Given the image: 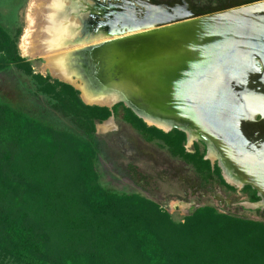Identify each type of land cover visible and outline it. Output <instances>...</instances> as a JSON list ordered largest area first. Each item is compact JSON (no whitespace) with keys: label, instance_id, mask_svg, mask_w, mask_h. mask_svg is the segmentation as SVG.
I'll return each instance as SVG.
<instances>
[{"label":"trees","instance_id":"16d2710c","mask_svg":"<svg viewBox=\"0 0 264 264\" xmlns=\"http://www.w3.org/2000/svg\"><path fill=\"white\" fill-rule=\"evenodd\" d=\"M21 35L0 17V73L16 68L31 76L81 135L0 98V264H264L263 222L213 206L175 222L140 194L104 188L96 127L122 113L145 143L190 166L204 189L217 183L236 192L205 159L206 149L195 144L194 153L187 151L184 132L149 127L123 104L88 106L74 87L34 75L20 55ZM243 192L249 203L261 201L251 187Z\"/></svg>","mask_w":264,"mask_h":264},{"label":"water","instance_id":"95a60500","mask_svg":"<svg viewBox=\"0 0 264 264\" xmlns=\"http://www.w3.org/2000/svg\"><path fill=\"white\" fill-rule=\"evenodd\" d=\"M145 4L146 11L115 6L123 12L117 22L132 33L66 55L69 75L82 80L89 96L111 103L85 104H123L145 123L168 126L149 127L179 130L188 142L194 132L207 147L205 159L221 169L226 183L235 186L228 174L237 188L251 184L264 204V179L256 173H264V153L242 134L249 118L264 117L250 102H264V1L191 19L179 9ZM170 122H182L184 130Z\"/></svg>","mask_w":264,"mask_h":264},{"label":"rangeland","instance_id":"374dc122","mask_svg":"<svg viewBox=\"0 0 264 264\" xmlns=\"http://www.w3.org/2000/svg\"><path fill=\"white\" fill-rule=\"evenodd\" d=\"M143 1L168 7L171 11L179 9L184 15H190V19L246 6L244 0ZM32 2L33 0H0V17L3 24L15 35L22 30L19 51L22 39L29 28L27 15ZM115 6H122L121 1L47 0L36 18V34L40 35V40L43 41V45L42 41L39 44L47 55L57 56L71 53L95 42L132 33L134 31L132 27L124 28L118 25L115 29L112 26L113 22L102 16L105 12L111 14L110 9ZM91 16H94V24H99L97 28L94 27V33H90L92 31L88 28ZM61 29H65L64 32H61ZM63 40L65 41L62 42ZM20 55L30 63L34 75L49 78L52 83L58 81L69 85L51 74L49 69L51 66L46 59L39 57L27 59L21 51ZM66 67L55 69L56 74L73 80L75 87H83L82 80L69 75L68 66ZM0 98L57 129L81 135L68 119L54 111L55 102L41 93L33 78L16 68L0 73ZM80 98L83 101L81 93ZM96 131L100 149L97 169L104 188L119 193L140 194L158 204L175 222H183L193 211L201 207L213 206L221 213L264 223V204L249 203L248 194L236 186H233L236 192L226 191L217 183L213 185L214 187L204 189L190 166L173 159L166 150L157 145L145 143L123 121L122 113L97 125ZM195 144H199L201 150L205 151L206 147H203V144L191 138L186 146L187 151L194 153Z\"/></svg>","mask_w":264,"mask_h":264},{"label":"bare ground","instance_id":"6f19581e","mask_svg":"<svg viewBox=\"0 0 264 264\" xmlns=\"http://www.w3.org/2000/svg\"><path fill=\"white\" fill-rule=\"evenodd\" d=\"M47 0H33V2L31 3L30 5V8H29V12H28V15H27V23H28V31L26 33V35L24 36V38L22 39V42H21V45H20V51L22 53V55L27 58V59H35L37 57L39 58H43V59H46L47 62L50 63V66L51 68L50 71H51V74L58 78L59 80L63 81V82H66V83H69L71 85H74L72 83V81L66 79V77H59L57 74H56V70L55 69H66V53L65 54H60V55H47L45 53V49L41 46L43 45V41L42 39L40 40V35L37 36L36 34V30H37V26H36V18L38 13L40 12L41 10V7L44 5V3L46 2ZM122 4H123V9L126 10V11H130L131 7L133 6H137V5H140L142 6V8L146 11L147 9H149L150 7L147 6V4H145V2L143 0H121ZM151 13H158L160 11L158 10H152L150 9ZM114 13V12H113ZM117 13H114V17L117 16L118 20H120L122 18L121 14L123 13H120V14H117ZM114 26L115 24H120L119 21L117 22V19L115 17V24L112 23ZM121 25V24H120ZM95 26L94 24V19L91 17L89 19V24H88V28L90 29V33H94L93 30H95V28H93ZM93 28V30H91ZM65 29H61L60 31L64 32ZM66 33V32H65ZM66 38V37H65ZM60 39V38H59ZM40 40V41H39ZM42 41V42H41ZM65 40H63L62 42H64ZM41 42V45L39 44ZM100 42V41H99ZM96 43V42H95ZM49 67V66H48ZM66 72V71H65ZM73 74V73H72ZM71 74V75H72ZM75 87V85H74ZM77 88L80 93L82 94V99L85 103L87 104H93V105H107V106H110L111 103L108 102V100H106V97H92V96H89V92L87 90V88L85 86L83 87H75ZM94 94H101L99 92L94 91ZM254 105V103H253ZM146 123L149 125H153V126H157V127H160V128H163V129H167L168 126H164L162 124H159L157 122H154L150 119H145ZM151 121V122H150ZM166 125H169V126H172L174 128H179V129H183L184 130V127H183V124L182 122L179 123V122H170L169 124H166ZM188 132V131H186ZM194 132H189L188 135L190 136V138L194 135L193 134ZM196 135V134H195ZM251 173V172H250ZM227 176V174H226ZM260 176H261V173H260ZM227 178V177H226ZM261 178V177H260ZM228 181L231 182L230 178L227 179ZM233 183V182H232Z\"/></svg>","mask_w":264,"mask_h":264},{"label":"flooded vegetation","instance_id":"af4514ba","mask_svg":"<svg viewBox=\"0 0 264 264\" xmlns=\"http://www.w3.org/2000/svg\"><path fill=\"white\" fill-rule=\"evenodd\" d=\"M247 1H251V0H244V3H246ZM254 1H257V2H261V1H263V0H254ZM244 5H249V4H244ZM111 11V14L113 15L114 13H123L122 11H120V9H118L117 7L115 8V7H113L112 9H110ZM114 12V13H113ZM108 13H106L105 12V15L104 14H102V16H104L105 18H107V20L108 21H112L114 24H115V17L113 16L112 18H110V17H106V16H108L107 15ZM92 18L94 17V16H91ZM99 24H96L94 27L95 28H97V26H98ZM120 25V24H119ZM113 26V28H115V29H117L118 28V24H115V26L114 25H112ZM63 27V26H62ZM93 27V28H94ZM93 28L91 29V30H93ZM95 30H93V32H94ZM62 43V42H61ZM72 71H69V73L68 74H70ZM251 102V108H252V110H253V112H257V111H259V112H264V102L261 100V99H257V100H251L250 101ZM253 103H254V105H253ZM246 112H248V111H245V113ZM247 115H248V113H247ZM245 118H247V116L245 115L244 116ZM249 118V117H248ZM244 125V127L242 128V134H243V136H244V138H245V140H246V142H249V143H251L252 145H257V144H259L257 147L259 148V146H260V148L263 150V153H264V117H263V115L262 114H260L257 118H256V120L255 121H252L251 120V118H249V120H247L246 121V123L245 124H243ZM200 138V139H199ZM191 139H193V140H196V138L194 137H191ZM203 139H202V137H200V136H198V140H196V142L197 143H201V144H203L205 147H206V145H205V143H204V141H202ZM206 149H207V147H206ZM249 166L246 164V168H248ZM227 172V171H226ZM251 172V171H250ZM256 173H261V179H264V173L262 174V172L261 171H257ZM251 174V173H250ZM253 174V173H252ZM228 178H230L229 176H228V174H227V179ZM230 180H231V184H234L235 186H237V184H236V182H234L233 180H232V178H230ZM233 182V183H232ZM251 187L252 188V186H251V184H249V185H246V186H244L243 187V190L246 188V187ZM253 189V188H252ZM254 190V189H253ZM256 191V190H255ZM258 193V192H257ZM262 200V199H261ZM261 202V201H260Z\"/></svg>","mask_w":264,"mask_h":264}]
</instances>
